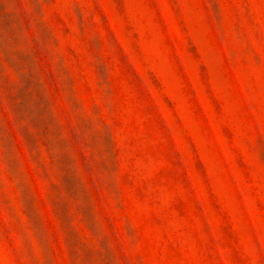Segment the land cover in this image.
<instances>
[{
	"label": "rangeland",
	"instance_id": "1",
	"mask_svg": "<svg viewBox=\"0 0 264 264\" xmlns=\"http://www.w3.org/2000/svg\"><path fill=\"white\" fill-rule=\"evenodd\" d=\"M0 264H264V0H0Z\"/></svg>",
	"mask_w": 264,
	"mask_h": 264
}]
</instances>
